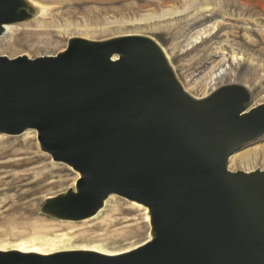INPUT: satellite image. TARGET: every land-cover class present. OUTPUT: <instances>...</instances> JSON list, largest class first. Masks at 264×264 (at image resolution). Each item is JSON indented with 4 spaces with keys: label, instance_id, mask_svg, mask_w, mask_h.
<instances>
[{
    "label": "water",
    "instance_id": "1",
    "mask_svg": "<svg viewBox=\"0 0 264 264\" xmlns=\"http://www.w3.org/2000/svg\"><path fill=\"white\" fill-rule=\"evenodd\" d=\"M30 15L0 0V36ZM154 40L75 37L56 55H0V134L36 130L82 175L44 212L80 220L119 195L150 207L156 231L120 255L0 252V264H264V170L229 168L264 136V103L241 84L196 99Z\"/></svg>",
    "mask_w": 264,
    "mask_h": 264
},
{
    "label": "rangeland",
    "instance_id": "2",
    "mask_svg": "<svg viewBox=\"0 0 264 264\" xmlns=\"http://www.w3.org/2000/svg\"><path fill=\"white\" fill-rule=\"evenodd\" d=\"M33 1L41 6L40 17L10 25L0 36V55L37 58L58 54L75 37L100 41L139 34L166 50L193 96L203 98L222 86L241 84L251 90L253 106L264 103V0H88L78 7ZM217 73L222 76L214 80ZM263 146L264 136L236 157ZM260 156L236 161L231 170H264V160H256ZM80 177L42 150L38 131L1 134L0 250L35 245L45 252L51 247L50 252L96 248L114 253L149 240L146 206L119 195L89 220L67 221L45 213L46 202L75 188Z\"/></svg>",
    "mask_w": 264,
    "mask_h": 264
},
{
    "label": "bare ground",
    "instance_id": "3",
    "mask_svg": "<svg viewBox=\"0 0 264 264\" xmlns=\"http://www.w3.org/2000/svg\"><path fill=\"white\" fill-rule=\"evenodd\" d=\"M24 1V3L26 4V6L28 7V9H29V12H30V16H28L27 18H26V20H24V21H31V20H34L35 18H37V17H40V15H41V6L39 5V4H37L35 1H33V0H23ZM43 1H46V2H57V1H60V2H62V3H64L65 4V6L66 7H78V6H81V5H83V4H85V3H88L89 1L88 0H43ZM92 1H94V2H99V1H104V0H92ZM111 1H114V0H111ZM106 4V3H105ZM102 5V4H101ZM43 13V12H42ZM47 14V13H46ZM23 21V22H24ZM11 24H6L5 25V32L7 31L8 32V30H9V28L11 27L10 26ZM109 29H110V27H109ZM114 29V28H113ZM129 35H135V36H138L139 34H127V35H120V37L121 36H129ZM115 37H119V36H115ZM115 37H112V38H115ZM83 39H87V38H83ZM110 40H111V38H109ZM108 39V40H109ZM105 40H107V39H105ZM101 41H103V40H101ZM160 47H161V49L163 50V52L165 53V55H166V57H167V59L169 60L170 58H169V56H168V54H167V52H166V50L156 41V40H154ZM222 72V71H221ZM222 76V73H217L215 76H214V80H216V79H218V78H220ZM182 83V82H181ZM183 84V83H182ZM260 86V85H259ZM250 93H251V90L250 89H248V87L247 86H244ZM188 92V91H187ZM192 95V94H191ZM193 97H195V96H193ZM196 99H199V98H197V97H195ZM28 131V130H27ZM1 135V134H0ZM259 155H261L260 157H258V158H256V160L257 159H259V158H261L262 160H264V146L263 147H261L260 149H254V150H252V152H250V154L248 153L247 155H244V156H242V157H240V158H238V157H236L237 155L236 154H234V155H232L231 156V158H230V169L233 167V164L237 161V162H240L241 164L243 163V162H245V161H247V160H245V159H247V158H251V157H253L254 156V158L255 157H257V156H259ZM237 158V159H236ZM261 159H259V161H261ZM81 175V174H80ZM82 178V175H81V177L79 178V179H81ZM78 179V180H79ZM78 182V181H77ZM72 191L74 192V193H78V191H79V189H78V186H77V184H76V186H75V188H73L72 189ZM115 196H117V195H111V196H109L106 200H105V202H104V206L99 210V211H97L95 214H93V215H91V216H89V217H85V218H83V219H80V220H72V219H63V220H67V221H81V220H89L90 218H94L95 216H97L105 207H106V205L110 202V203H112V202H114V198H115ZM131 201V200H130ZM131 203L133 204V205H135V206H138V207H142V205H144V204H141V203H138V202H136V201H131ZM145 206V205H144ZM146 214H147V218H148V220L150 221V223H151V225H152V227H151V237L149 238V240H147L146 242H144L143 244H141V245H139V246H137V247H135V248H133V249H136V248H138V247H140V246H142V245H144V244H146V243H148V242H150V241H152L155 237H156V231H155V227H154V224H153V214H152V210L150 209V207H148V206H146ZM101 215V214H100ZM60 219H62V218H60ZM55 241H57V240H55ZM62 242V241H61ZM62 244H63V242H62ZM31 245H32V243H31ZM60 245V244H59ZM64 245V244H63ZM63 245H61V247H63ZM28 246V245H27ZM35 246V245H34ZM32 246V248H26L25 246V248H22V249H16V250H13L12 252H16V253H21V254H26V255H42V256H47V255H53V254H56V253H60V252H66V251H91V252H96V253H99V254H102V255H110V256H115V255H120V254H124V253H127V252H130L131 250H133V249H129V250H125V251H121V252H114V253H112L111 251V253H108V252H105V251H101V250H99V249H96V248H81V249H63V250H58V251H56V249H55V251L54 252H50L49 250H50V248H49V250H48V252H45V249H43L42 247H39V246ZM66 246V245H65ZM90 247H92V245H89ZM88 246V247H89ZM95 246H97V245H95ZM29 247V246H28ZM45 247V246H44ZM54 248V247H53ZM67 248V247H66ZM97 248H99V247H97ZM0 252H9V251H3V249H1L0 250Z\"/></svg>",
    "mask_w": 264,
    "mask_h": 264
}]
</instances>
